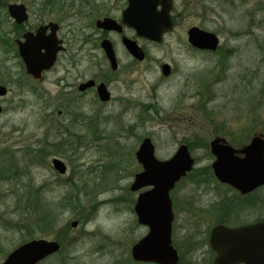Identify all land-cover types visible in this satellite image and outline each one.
<instances>
[{"label":"rangeland","instance_id":"obj_1","mask_svg":"<svg viewBox=\"0 0 264 264\" xmlns=\"http://www.w3.org/2000/svg\"><path fill=\"white\" fill-rule=\"evenodd\" d=\"M6 1L24 3L31 24L53 21L63 25L60 35L69 43L72 58L82 59L78 71L85 76L108 77L101 50L91 48L100 41L92 16L83 21L69 19L73 13L67 9L47 16L30 6V0ZM64 1L72 3L76 12L83 9L80 0ZM97 4L106 11L114 1L98 0ZM171 14L176 19L174 27L158 45L129 33L148 52L143 63L132 64L119 40L113 35L109 39L120 64V81L112 87L113 95L122 97L131 82L127 94L133 102L141 103L139 113L132 110L119 115L115 102L95 113L92 94L78 99L63 85L54 84L64 72L63 62L48 74L46 82L36 86L37 93L44 94L41 98L10 86L0 114V174L2 169L9 170L16 178L0 184V262L22 241L45 239L59 241L64 252L41 264H136L130 257L131 246L148 229L136 222L133 206L140 192L132 193L129 186L141 172L135 152L143 138L153 142L159 160L168 159L185 143L195 161L192 171L171 191L176 198L171 239L181 251H177L178 264H212L207 235L225 217H237L242 223L264 219V188L243 199L242 209L237 195L227 193L206 172L213 162L209 142L215 137L239 148L254 134L264 136V0H173ZM7 22L0 28V67L2 59L6 66L0 78L9 73L14 77L16 64L13 50L9 48L7 54L4 45L9 41L5 32L11 29ZM192 25L217 35L219 55L190 52L186 32ZM62 59L60 56L59 61ZM161 64L170 65L176 74L164 79ZM207 91L212 98L207 97ZM68 100L77 106L69 109L70 113ZM97 115L103 118L99 126L97 122L87 125L88 118ZM57 142L62 145L39 152L46 143ZM49 152L53 156H46ZM53 157L66 165L64 176L50 168ZM29 188L37 190L41 204L52 210L55 226L49 233L37 229L39 212L33 211V204L24 205ZM67 195H72L73 203L64 199ZM250 201H254L253 208L245 207L251 206ZM75 202L77 208H72ZM74 221L77 226L73 228Z\"/></svg>","mask_w":264,"mask_h":264},{"label":"water","instance_id":"obj_2","mask_svg":"<svg viewBox=\"0 0 264 264\" xmlns=\"http://www.w3.org/2000/svg\"><path fill=\"white\" fill-rule=\"evenodd\" d=\"M157 6H161L160 12H157ZM170 9L171 0H129L123 12L122 23L133 29L137 37L160 43L163 35L172 28ZM9 13L17 23L25 18L22 6H9ZM96 25L105 30L120 32V26L111 19L98 21ZM49 27L50 35L41 42H35L41 39L40 32L35 36L25 35L23 43L16 42L26 69L33 76H38L41 71L53 65L56 53L61 49L58 46L61 42L55 36L57 26L50 24ZM187 37L188 42L199 49L214 50L217 46L215 35L198 29H190ZM122 43L132 57L139 61L143 59L144 54L134 41L123 37ZM101 46L111 69L116 70L110 42L105 40ZM42 50L45 51L43 54ZM168 71V67L163 66V74L167 75ZM97 91L101 101L108 99L109 95L103 85ZM4 94V88L0 87V96ZM210 146L211 153L216 157L212 168L221 182L228 183L242 194L264 184L263 139L253 138L248 146L239 151L220 145L218 139L212 141ZM237 154H243L244 157L239 158ZM136 158L143 171L135 175L131 191L143 187L152 189L139 195L134 208L138 223L148 226L149 233L132 247V258L134 261L147 263L176 264L178 257L170 240L173 216L168 194L175 183L190 172L193 159L187 147L182 145L172 158L159 161L154 157V147L149 139L143 140ZM52 165L60 174L65 173L66 168L61 161L54 159ZM72 226H76V223ZM209 243L217 254L213 264H264V223L243 228L217 226L211 231ZM59 248L55 241L31 240L14 249L1 264H38L58 252Z\"/></svg>","mask_w":264,"mask_h":264},{"label":"flooded vegetation","instance_id":"obj_3","mask_svg":"<svg viewBox=\"0 0 264 264\" xmlns=\"http://www.w3.org/2000/svg\"><path fill=\"white\" fill-rule=\"evenodd\" d=\"M97 1L98 0H80V4L83 6V9L79 12L75 11L72 3H70V2L66 3L64 0H30V6L37 7V9L40 11V13L46 12L47 16H56V15L62 13V11H64L65 9L70 10L71 13H73L72 17L68 16L69 19L76 18L77 20L83 21V18H86L87 16H92L91 18H93V20H94L93 26L96 29V33H98V37H97L98 41H99V39H100V41L97 42L96 44H94L96 46L91 47V48H93V49L96 48V50L97 49L101 50V52L103 54L102 59H103V61L106 62V64L108 65V68H109L110 73H109L108 77L93 76V75L85 76L86 73H82V72L78 71V62H81L82 59L77 60V59L72 58V55L70 52L71 47L68 45L69 43H67V41H65V36L62 37L60 35V32H61V29L63 28V25H60V24L53 22V21H49V22L36 21L35 23L31 24L30 10L24 3H8L6 0L2 1V3L0 4V28H2L5 24L8 23L7 20L9 22H11L10 31L5 32V35L9 36L8 37L9 41L5 42L4 45L6 46L5 48H7V51H8L7 54H9V48H11L13 50V61L16 62V64L14 65V77H13L12 73H9V75H5V77L3 76V78H0V87L4 88V90H5V94L0 97V114H2L5 110L4 98H6L9 95L8 93L10 92L9 90H10L11 85H15L18 92H23L24 90H28L29 92H31V94L37 95L39 98L43 97L44 94H42V93L38 94L37 93L38 91L36 89V86L39 87L44 82H46L48 74H52L55 70H57V68L61 62H63L65 64V69H64L63 74L60 75V77L57 80H55L54 84L58 85L59 87H60V85H63L64 88L70 92V94L74 93L78 99H82L83 97L88 96L89 94H92L93 101H91V106H94L93 111L95 113H99L101 108L108 106L112 102H115V106L120 110V112H118L119 115L126 114L132 110H135L137 113H139L137 111V108H139V109L141 108V103L133 102L131 100V96L127 94V92H130V90H131V82H129L126 85L124 95L122 97H120V96L116 97L115 95H113V88L115 86H117L119 84V81H120V80H118V77H117L120 64H119V57L117 56V53L115 52V49L113 47L112 42L109 40L111 35H113L115 38H117L119 40V42H120L121 46L123 47V49L125 50L126 54L128 55V57L131 58L132 64L143 63L147 60V57H148L147 50L142 48L141 46H139V44L137 42L136 43H137L138 47L142 50V52L144 54V58L141 61L132 57L130 55V53L127 51V49L124 47V45L122 44L123 37H127L131 40H135V39L131 38V36L129 35V33H132L133 31L122 23L123 12L127 8L129 0H113L114 4L109 6L108 10H106V11L104 9H102L101 6H99L97 4ZM172 3H173V0H172ZM11 5L23 7L25 18L21 23H17L15 18L11 17V15L9 13V6H11ZM172 8H173V6H172ZM161 9H162L161 6H157L156 10H157V12H160ZM171 12H172V9H171ZM114 16H118V18H114ZM104 19H111V20L115 21L120 26V32L113 31V30H105V29L97 27L96 23L98 21H103ZM171 20L173 22V27H174L176 19L172 14H171ZM50 24L57 26L55 36H56V39L61 42L58 45L59 47H61V49L56 53V58L54 60L53 65H51L48 69L41 71V73L38 76H33L32 74L28 73L26 66L24 64V61L21 59V57L19 55V48H18V45L16 44V42L23 43L25 35L35 36L37 32L41 33V39L36 40L35 42L43 41L51 33V28L49 27ZM67 24L69 26H73L72 23L68 22ZM43 28H45V29H43ZM189 29H198L199 31H202V32L213 33L212 31L206 30L203 28V26H199V25H192L191 27L188 28V30ZM133 34H134V32H133ZM105 40L109 41L111 44V47H112L113 55H114L116 66H117L115 71H112L110 69L109 60L107 58V55H106L104 49L101 46L102 42ZM188 46H189L190 52L193 55L215 56L217 54L219 55V53H220L218 51V48L220 47V45H218V47L214 50L199 49V48H197V47H195L189 43H188ZM44 52L45 51L42 50L41 54H43ZM60 56H63V59L61 61H59ZM1 64H2L3 69L0 67V71L6 69L4 59L1 60ZM99 64H97V65H99ZM162 65L163 64L160 65V72H161L162 77L164 79H169L174 74H176L177 71L174 68L172 69L170 67V65L167 64L169 66V71H168L167 75H164L163 70H162ZM8 70L9 69L7 68V71ZM24 82H27L28 85L25 86ZM122 82L127 83L126 81H122ZM88 83H92V84H88ZM201 84L202 83L200 82V85ZM84 85H87V86L84 87ZM101 85H103L105 87V89L109 95V97L106 101H101L99 98V94H98L97 89ZM207 92H208L207 97L212 98L213 95L209 91H207ZM19 94H21V93H17V95H19ZM200 100H201V104L205 103V101L203 99H200ZM64 102H66V101H64ZM73 103L74 102L71 100H68L66 102V105H67L66 108L68 109V112L70 110H74L77 107V106L74 107ZM82 103L83 102H81V104ZM202 107H203V109H205V104L202 105ZM58 113H61V112H58ZM109 115L113 116L115 114H109ZM109 115H105V116H109ZM116 115H115V117H116ZM102 117H104V116H102ZM79 118H82L81 113H79ZM97 118H100L99 121H94ZM93 119L88 118V120H87L88 121L87 125H89L90 127L94 126L93 124H95L96 122H97L96 125L98 124L97 126H99L100 120H103V118H101L98 115L95 116V118H93ZM73 122L74 121L71 120V123H73ZM214 139H218L219 143L221 145H224V146L227 145V146L232 147L233 149L236 150V148L233 147L231 144H229L224 138L215 137ZM214 139H212V140H214ZM141 141H140V143H141ZM211 141L209 142V155L212 157V155L210 153ZM61 142H63V141H61ZM59 143L58 142L54 143V144H47L46 143L39 150V152L43 151L45 148L47 150H49V149L54 150L53 147H59V145H62ZM182 144L187 145L185 143H182ZM243 146L244 145L240 144L239 147H243ZM49 153L50 154H47L46 156H53L52 152H49ZM34 155H37V154H34ZM239 157H242V156L239 155ZM53 159H59V158H57V157L51 158V160L49 161V166L58 176L62 177L64 174H60L52 166L51 162ZM59 160H61V159H59ZM213 161H214V158H213ZM1 171L3 173L0 174V184L6 183V179H8V181H9L14 177L16 178L15 173L14 174L10 173L9 170L2 169ZM207 174H208V177L210 179L211 175L209 173H207ZM213 178H214V176H213ZM214 180L217 182L218 185L224 186L227 190V193H235V196H236V193H238L235 189L231 188L228 184L220 183L216 178H214ZM146 190L147 189H142L140 191V193L142 191L144 192ZM258 190H260V188L256 189L250 195H247V196L253 197L254 193H256ZM212 192L214 194H216V191H212ZM171 194L172 193H170L169 196H170V200H171L173 219H174V208H173V206H175L176 198L172 197ZM244 197H246V196H244ZM253 204H254V201H253ZM191 207H192V204H191ZM233 209H234V207L232 208V211L230 212L231 215H233V213H234ZM236 210L240 211L241 209H237V207H236ZM240 213H241V211H240ZM223 220L224 221H222V223H219V224H224V225L229 226V227H239L240 226L238 224H230L231 222L240 223L241 225L243 224L237 217H229L228 218V216H227ZM219 224H217V225H219ZM211 229L208 232L206 243L208 245V248H209V251H210L212 258L214 259L215 254L210 250V247H209V236H210ZM175 244H176V251H178L177 248H179V246H178L176 241H175ZM179 258H180V256H179ZM213 259H212V261H213Z\"/></svg>","mask_w":264,"mask_h":264},{"label":"trees","instance_id":"obj_4","mask_svg":"<svg viewBox=\"0 0 264 264\" xmlns=\"http://www.w3.org/2000/svg\"><path fill=\"white\" fill-rule=\"evenodd\" d=\"M35 196H37V197H35ZM30 197L34 198V199L32 201H29ZM38 197H39V195H38L37 190L33 191V195L32 194L28 195V199H27V202L25 203V206L28 207V206H30L28 204H31V203L33 204L34 211L39 212V215L37 216V219L35 222L37 229H39V231H44V232L49 233L52 230H54L55 218L52 215V210L49 209L47 206L42 205L40 202L41 200L39 199L40 197L39 198ZM64 199L67 200L68 203H73L72 195H67ZM238 201L241 204L243 202V198L239 197ZM76 202H77V200H76ZM76 202H75V204H71L72 208H77ZM250 205H251L250 208H253V203H251ZM242 209H243V207H242ZM23 242H25V241H22L21 243H23Z\"/></svg>","mask_w":264,"mask_h":264}]
</instances>
